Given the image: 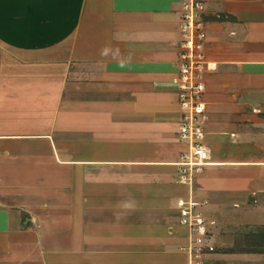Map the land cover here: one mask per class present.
<instances>
[{"label": "crops", "instance_id": "obj_1", "mask_svg": "<svg viewBox=\"0 0 264 264\" xmlns=\"http://www.w3.org/2000/svg\"><path fill=\"white\" fill-rule=\"evenodd\" d=\"M205 3L212 164L187 185L180 0H0L1 262L63 245L69 264H264V0ZM179 198L207 230L198 258ZM22 214L45 216L24 246L8 235Z\"/></svg>", "mask_w": 264, "mask_h": 264}, {"label": "built area", "instance_id": "obj_2", "mask_svg": "<svg viewBox=\"0 0 264 264\" xmlns=\"http://www.w3.org/2000/svg\"><path fill=\"white\" fill-rule=\"evenodd\" d=\"M207 8L205 0H180L178 13L177 72L173 83L177 87V103L181 110L178 139L185 145L173 163L177 167V180L189 185L193 175L212 164L210 147L206 142L207 111L203 99V74L211 68L205 57L207 39ZM178 223L188 230L187 243L181 247L198 258L204 250L206 227L190 198L176 201Z\"/></svg>", "mask_w": 264, "mask_h": 264}, {"label": "rangeland", "instance_id": "obj_3", "mask_svg": "<svg viewBox=\"0 0 264 264\" xmlns=\"http://www.w3.org/2000/svg\"><path fill=\"white\" fill-rule=\"evenodd\" d=\"M205 2H207V0H205ZM76 39L73 40V45L76 42ZM1 48H2V46L0 45V49ZM206 53L207 52H206V48H205V57H206ZM72 57L73 56L70 54L69 57L66 58V60H65L66 65H69L71 71L73 69H75V65H76L75 63H77V60L75 58H72ZM9 58H10L9 60L7 59L8 64L11 63V61H10L11 59L13 62L15 61V59H14L15 56L13 54H9ZM24 59H26V58H24ZM27 61L30 62L29 60L26 59V62ZM54 217H57V216H54ZM70 217H72V216H70ZM43 218H45V216H43V215L36 216V215H32V214H30V215L29 214H22L20 216H16L15 227H14L15 229L11 233L8 232V235L9 236L14 235V233H15L18 236H20L22 238V239H20V241L23 243V246H24L26 244L25 242H27L29 239H31L32 237L36 238V235H38V232H39V236L41 235L39 229L41 226L40 222H41V220H43ZM65 222L67 223V226L69 224L71 226V228H76L75 223H74L75 224L74 225L73 222H70L69 220H66ZM5 241L10 242V240L8 238ZM3 243H4L3 238L0 236V244H3ZM62 247H63V245H62ZM62 247L55 249L57 251L60 250V252H53L48 247L39 248L40 249L39 252H41V254L43 255L42 259L44 260V264H69V262H67V260H66L67 257H69V256L74 257V258L80 257L79 253H64L63 251H66V250H61ZM74 248L75 247L72 244L69 245V247H68V249H74ZM0 250L3 252H6L5 251L6 247L1 246ZM39 252H37L36 255L40 254ZM8 262L9 261L1 262V260H0V264H7ZM23 264H42V263L38 258H36V260L35 261L33 260V262L32 261L31 262H25ZM72 264H74V263H72Z\"/></svg>", "mask_w": 264, "mask_h": 264}, {"label": "bare ground", "instance_id": "obj_4", "mask_svg": "<svg viewBox=\"0 0 264 264\" xmlns=\"http://www.w3.org/2000/svg\"><path fill=\"white\" fill-rule=\"evenodd\" d=\"M210 63V65H212L213 63H211V62H209ZM175 164V163H174Z\"/></svg>", "mask_w": 264, "mask_h": 264}]
</instances>
